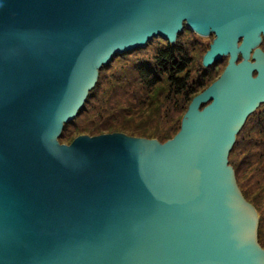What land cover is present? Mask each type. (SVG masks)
Segmentation results:
<instances>
[{"label":"water","instance_id":"1","mask_svg":"<svg viewBox=\"0 0 264 264\" xmlns=\"http://www.w3.org/2000/svg\"><path fill=\"white\" fill-rule=\"evenodd\" d=\"M184 26L214 36L204 67L229 61L172 139L58 143L103 65ZM262 37L264 0H0V264H264L228 165Z\"/></svg>","mask_w":264,"mask_h":264},{"label":"rangeland","instance_id":"2","mask_svg":"<svg viewBox=\"0 0 264 264\" xmlns=\"http://www.w3.org/2000/svg\"><path fill=\"white\" fill-rule=\"evenodd\" d=\"M181 40L184 42V45L192 58L188 73L189 80H194L206 70L202 65V58L205 52L209 49L210 44L213 42L214 36L213 34H209L205 37H201L197 36L194 32L184 29V33H181ZM161 45H164V42L157 43L155 40L146 48L126 53L114 59L108 70H106L104 74L102 73L104 75V85L102 89H100L98 98L95 100L91 111L88 112V118L83 124H99L114 113L124 115V109H127L130 103H133L131 116L120 118L121 120L119 123H123V126L128 133L132 130H146V136L150 137L145 138L137 136L144 134L140 133L134 134L133 137L135 138L157 140L158 135L155 134L156 132L162 134L169 127H179L181 125V121L189 104H187L180 113H175L173 115L171 112L167 115L163 112L167 107L166 103L163 104L157 114L160 106L159 101H154L151 107L143 111L140 107V100L137 98L139 87L132 83L131 80L133 76V67L140 61H150L154 55L155 49ZM260 49L264 50V37ZM228 61V57H223L221 61L216 63L213 68V75L215 78L212 80V83L219 78L228 64ZM240 61L241 58H239V62ZM202 91L203 90L198 92V94ZM143 95L144 91L142 92V96ZM102 100H108V106L105 110H102V107L104 106ZM205 105L206 104H204V106ZM142 111L146 113H142ZM150 113L153 115L149 119ZM128 118L129 120L126 122ZM241 129H243V131L241 130L242 134H240V131L236 136V142L240 141L241 147L240 144L236 145L233 154H236V156L229 158V161L233 166L240 161L251 162V166L248 168L244 165L239 169V172L235 175V183L240 194L242 193L248 203L252 204V207L256 210L257 217L261 219L260 229L264 233V103L260 104L259 107L247 117L243 128ZM254 141L259 144H255ZM249 156L253 158L249 159Z\"/></svg>","mask_w":264,"mask_h":264},{"label":"trees","instance_id":"3","mask_svg":"<svg viewBox=\"0 0 264 264\" xmlns=\"http://www.w3.org/2000/svg\"><path fill=\"white\" fill-rule=\"evenodd\" d=\"M186 30V29H185ZM191 32V31H190ZM184 33V31H183ZM156 40L157 43H163L160 47L155 49L153 57L150 61H140L137 65H135L132 69V83L139 87L137 98L140 100V107L145 111L147 108L153 105L154 101H159L160 106L157 111L159 113L163 104L166 103L167 107L164 109V113L167 115L171 112V114L180 113L187 104L190 103L191 99L198 94L201 90L206 89L215 78L214 74V66L212 64L208 67H205L206 70L203 71L197 78L194 80H189L188 68L192 63V58L190 57L184 42L181 40V34H179L173 44L163 41L159 38L152 39L145 47L146 48L150 43ZM132 50L130 52H135L139 49ZM129 52H124L121 55H124ZM115 55L111 61H109L106 65H103L98 71V76L94 86L88 91L86 98L78 109L75 117L65 123L61 130V134L57 138L59 144H70L76 137L78 136H97L101 134H111V133H120L125 134L126 136L133 137L134 134L144 133L143 135H137L139 137H147L145 133L146 130H138V131H130L127 132L126 128L123 126V123L120 122V118H126L127 116H131V112L133 109V103H130L127 109H124L125 114L114 113L109 116L103 122L99 124H83L84 121L88 118V112L93 108V104L95 100L98 98V93L100 89H102L104 85V73L111 66L112 62L115 58L121 56ZM211 67V68H210ZM210 68V69H207ZM103 73V74H102ZM144 91V95L142 96V92ZM132 96V95H131ZM102 110H105L108 106V100H102ZM101 104V105H102ZM202 105L201 108H203ZM142 113H146L143 112ZM148 111V110H147ZM156 112V111H155ZM153 114H149V119ZM129 118L126 122H128ZM125 123V122H124ZM127 124V123H126ZM243 128V127H242ZM179 127H169L164 133L158 135L156 141L159 143H165L166 141L172 139L175 134L179 131ZM137 130V129H136ZM243 131V129H241ZM240 130V131H241ZM242 131L240 134H242ZM239 134V133H238ZM243 140V139H241ZM245 141V140H244ZM252 142V141H251ZM255 144H259L254 141ZM249 143V142H248ZM237 144L241 142H234V145L228 155V165H232L229 161V158H233L234 149ZM249 159L253 158L251 156ZM230 163V164H229ZM251 162L240 161L235 166H231L234 172V177L239 172V169L242 166H247L248 168ZM242 194V193H241ZM243 196V194H242ZM245 199V197L243 196ZM246 200V199H245ZM247 201V200H246ZM248 202V201H247ZM252 205V204H251ZM253 206V205H252ZM256 211V210H255ZM257 243L259 246L264 249V233L260 229V221L261 219L257 217Z\"/></svg>","mask_w":264,"mask_h":264},{"label":"bare ground","instance_id":"4","mask_svg":"<svg viewBox=\"0 0 264 264\" xmlns=\"http://www.w3.org/2000/svg\"><path fill=\"white\" fill-rule=\"evenodd\" d=\"M184 29H186V27L184 26ZM183 29V30H184ZM197 35V34H196ZM198 36V35H197ZM262 39H263V37H262ZM261 43H262V41H261ZM261 45V44H260ZM239 58H241V57H239V55H238V61H239Z\"/></svg>","mask_w":264,"mask_h":264},{"label":"flooded vegetation","instance_id":"5","mask_svg":"<svg viewBox=\"0 0 264 264\" xmlns=\"http://www.w3.org/2000/svg\"><path fill=\"white\" fill-rule=\"evenodd\" d=\"M239 57H240V55H239Z\"/></svg>","mask_w":264,"mask_h":264}]
</instances>
